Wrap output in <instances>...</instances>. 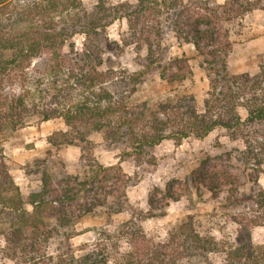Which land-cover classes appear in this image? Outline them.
<instances>
[{"label":"trees","instance_id":"trees-1","mask_svg":"<svg viewBox=\"0 0 264 264\" xmlns=\"http://www.w3.org/2000/svg\"><path fill=\"white\" fill-rule=\"evenodd\" d=\"M236 3L245 10L250 8L247 0H236ZM226 6L227 2L211 6L206 0H135L134 3L96 0L93 9L88 11L81 0H34L24 8L13 0H0L2 118L20 124L30 114V107L31 112L40 114L44 120L60 114L68 129L47 136L51 147L75 145L83 149L87 135L100 131L135 154H143L166 138L175 142L188 136L202 138L218 127L239 132L243 125L264 121V65L252 76L230 74L227 68L232 44L227 29L222 26L223 20L231 19V11ZM118 18H126L132 34L145 44L146 67L158 70L161 67L160 76L169 82H182L191 71L184 56L171 59L166 66L160 64L157 50L164 33L162 22L175 38L191 43L205 58L210 89L203 100L202 112L194 105L185 110L168 107L161 109L166 119L150 121L149 126L143 128L140 124L143 118L130 113L123 98L118 101L105 99L109 91L104 84L110 80V74L98 68L106 50V28ZM75 34L84 35L82 49L77 51L70 42ZM140 76L130 77L122 86L134 85ZM64 79L86 89L101 83L99 95L104 104L98 106L86 100L75 107H66L62 113L51 106L38 109L35 100L55 98L64 89ZM15 86L19 88L17 93L13 92ZM238 105L246 111L244 120L237 112ZM112 120L116 127L110 125ZM6 126L0 121V131ZM246 144L250 154L257 157L253 153L257 147L255 140L246 139ZM82 158H87L88 162L82 175L56 177L45 168L40 185L26 195L0 167L2 256L15 264L107 262L101 252L93 250L79 257L69 250L57 255L55 261L48 255L53 232L60 231L69 239L74 223L98 207L105 206L108 215L132 208L125 189L133 183L121 167L104 166L91 154L82 155ZM189 177L192 187L214 193L225 191L228 203L237 204L238 179L226 168L210 167L206 158ZM155 191L148 197L149 212L141 215L142 219L165 214L164 205L181 196L171 185H166L160 193ZM263 200L264 191L254 196V201L260 205ZM259 218L237 219L235 243L224 248V264H264V245L252 243L249 229L251 224H264ZM135 219L129 220L133 226L137 225ZM136 231L132 229L130 233L131 249L122 254L116 264H210L208 254L216 246L213 239L196 231L192 215L173 226L162 241L153 242L142 231Z\"/></svg>","mask_w":264,"mask_h":264},{"label":"rangeland","instance_id":"rangeland-1","mask_svg":"<svg viewBox=\"0 0 264 264\" xmlns=\"http://www.w3.org/2000/svg\"><path fill=\"white\" fill-rule=\"evenodd\" d=\"M13 1L24 8V5L34 0ZM81 1L88 11L96 3V0ZM206 1L211 6L227 2L226 7L231 11V19L222 21L232 44L227 56L229 73L257 74L260 66L264 65V0H247L248 10L239 7L236 0ZM166 26L162 22L164 33L157 50L160 64L166 66L175 57L187 58L191 73L182 82H169L161 77L158 72L161 67L159 70L146 67V46L132 34L126 18L114 20L105 32L107 45L102 65L98 68L110 74V80L104 84L109 91V97L105 99L118 101L123 98L129 112L143 118L140 122L143 128L149 126L150 121L166 119L161 109L167 110L168 107H183L185 110L187 106L194 105L197 111L202 112L203 100L208 97L210 89L205 58L196 52L191 43L175 38ZM83 41V34H75L71 38L74 51L82 49ZM139 74L141 76L137 83L122 86L130 77H139ZM63 83L61 93L54 91L57 94L55 98L35 100L38 109L51 106L62 113L66 107H75L86 100L98 106L104 104L99 95L101 83L89 89L75 85L71 80L66 82L64 79ZM18 90L17 86L13 87V92L17 93ZM1 101L2 97L0 121L7 126L0 131V167L11 175L22 194L26 195L29 190L40 185V176L45 168L56 177L82 175L88 163L82 155L87 154L104 166L119 165L133 183L125 189L132 208L108 215L105 206L98 207L74 223L69 239H65L60 231L53 232L48 255L54 261L57 255L68 253L69 250L75 257L93 250L104 255L107 262L101 264H116L120 256L131 249L132 229L142 231L153 242L162 241L173 226L187 215H192L196 231L216 243L215 250L208 254L210 264H224V248L235 243L237 219L262 217L259 220L264 221V200L261 205L254 201V196L264 191V121L243 125L239 132L218 127L202 138L188 136L178 142L166 138L143 154L133 153L130 148L100 131H91L87 135L83 149L75 145L54 148L47 143V136L54 131L68 129L60 114L44 120L40 114L31 112L30 107V114L23 122L14 124L2 118ZM27 104L30 105L29 102ZM237 112L242 120L246 118L242 105H238ZM114 122L112 120L110 125L116 127ZM246 139L255 140L257 147L253 153L257 157L250 154ZM206 158L210 167H224L237 177V204L228 203L225 191L214 193L190 185L189 174ZM166 185L173 186L181 194L179 200H169L166 205L163 204L165 214L142 219L141 215L149 212L150 194L154 190L160 193ZM153 211L159 213L157 209ZM132 217L137 219L136 226L129 222ZM249 229L252 243L264 245V224H251ZM0 264L15 263L0 254Z\"/></svg>","mask_w":264,"mask_h":264}]
</instances>
